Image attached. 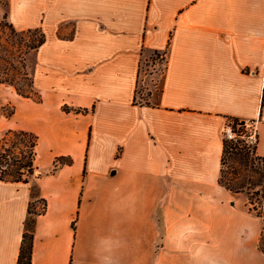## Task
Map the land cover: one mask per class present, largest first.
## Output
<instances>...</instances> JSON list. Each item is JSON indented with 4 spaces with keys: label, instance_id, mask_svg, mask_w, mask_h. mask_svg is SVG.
I'll return each instance as SVG.
<instances>
[{
    "label": "crops",
    "instance_id": "1",
    "mask_svg": "<svg viewBox=\"0 0 264 264\" xmlns=\"http://www.w3.org/2000/svg\"><path fill=\"white\" fill-rule=\"evenodd\" d=\"M5 16L45 40L26 59L39 101L0 82V130L38 137L29 181L0 180V264L32 184L31 264H264L263 220L218 182L226 119L252 123L264 157V0H6ZM155 51L160 88L140 102Z\"/></svg>",
    "mask_w": 264,
    "mask_h": 264
},
{
    "label": "trees",
    "instance_id": "2",
    "mask_svg": "<svg viewBox=\"0 0 264 264\" xmlns=\"http://www.w3.org/2000/svg\"><path fill=\"white\" fill-rule=\"evenodd\" d=\"M9 28L15 30L9 23ZM38 32L39 35L36 39H32L27 48L37 49L45 40L43 32L39 28H29L20 32ZM156 54V51L154 52ZM164 59V57H163ZM0 82L6 83V81L0 80ZM9 85H12L9 83ZM31 86L33 87L32 80ZM14 87V86H13ZM17 94L22 97L31 98L34 101H39L40 97L37 92L29 94L22 91L19 88L14 87ZM64 110H69L67 107ZM75 112L83 111L81 109H70ZM12 111L8 114L10 115ZM232 121V126L240 125V129L244 128V122L236 118H228ZM38 137L36 134L26 130H6L0 134V180L10 182H28L29 178L34 175L35 172V157H36V146ZM231 149H235L233 152V158H236L242 165L247 166L249 161L254 162L262 160L264 157H259L255 154V146L252 148L248 147L242 139H225L222 142V156L221 166L219 172L218 182L224 188L231 191L232 193H245L246 202L245 206L248 212L253 215L260 217L264 222V167L263 169L256 170L255 181L246 176H238L236 172H230L228 176L225 173V162L226 156ZM253 149L255 158H249V151ZM70 158H57L53 164V169L59 164H70ZM252 185V187H251ZM257 187V188H255ZM254 188V189H253ZM36 189V187H35ZM32 199L29 201L27 206V217L24 221V229L22 232V238L19 246V253L16 264H31L32 246H33V229L35 218L37 215L45 212L46 201L40 198L42 207L37 210L33 206L34 189L31 188ZM32 216V217H30ZM258 248L264 254V226L261 230V234L258 241Z\"/></svg>",
    "mask_w": 264,
    "mask_h": 264
},
{
    "label": "rangeland",
    "instance_id": "3",
    "mask_svg": "<svg viewBox=\"0 0 264 264\" xmlns=\"http://www.w3.org/2000/svg\"><path fill=\"white\" fill-rule=\"evenodd\" d=\"M6 0H0V80L6 81V84L21 89L29 94H34V89L31 86V76L29 74V65L27 63L28 54L33 51L27 48V44L32 39H36L39 33L36 31L20 32L17 30H11L9 28V22L5 16ZM161 52L150 53L145 55L140 62L139 66V78L137 82V101H149L151 93L157 94L160 88L162 72L164 68L163 58L160 57ZM13 87V88H14ZM12 111L9 105H6L2 109L4 115H8ZM227 124L232 125V121L226 119L225 126ZM6 130H0L2 134ZM223 130V138H225ZM228 140V138H225ZM255 146V145H254ZM235 149H231L226 156L225 173L229 176L230 172H236L238 176L246 175L251 181H255L256 170L263 169L264 162L262 160L249 161L247 166L242 165L236 158H233V152ZM255 158L253 149L249 151V158ZM252 187V185H251ZM31 188L34 189L33 206L40 210L42 202L37 196L35 185L32 184ZM257 188V187H255ZM254 189V188H253ZM239 198L242 202H246V194L240 193ZM32 217V216H30ZM264 225V224H263Z\"/></svg>",
    "mask_w": 264,
    "mask_h": 264
},
{
    "label": "built area",
    "instance_id": "4",
    "mask_svg": "<svg viewBox=\"0 0 264 264\" xmlns=\"http://www.w3.org/2000/svg\"><path fill=\"white\" fill-rule=\"evenodd\" d=\"M240 125L233 127L227 124L223 127L225 138L236 140L242 139L245 144L252 148L256 143V131L255 127L250 122H244V128L240 129Z\"/></svg>",
    "mask_w": 264,
    "mask_h": 264
}]
</instances>
